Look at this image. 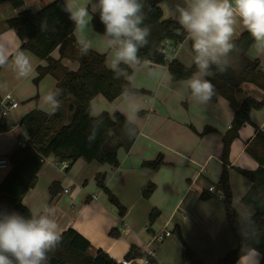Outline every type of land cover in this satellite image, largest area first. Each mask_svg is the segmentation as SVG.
<instances>
[{"label":"crops","instance_id":"1","mask_svg":"<svg viewBox=\"0 0 264 264\" xmlns=\"http://www.w3.org/2000/svg\"><path fill=\"white\" fill-rule=\"evenodd\" d=\"M53 1L55 0H25V9L36 13ZM84 1L87 0H80V3L83 4ZM159 1L164 18L168 19L162 0ZM16 14L17 10L9 4L0 5V46L8 51L9 56L19 50L20 46L15 31L6 25V21ZM89 19L91 21L92 17ZM85 31L95 41L93 51L106 55L107 65L109 57L101 34L93 30L91 23ZM245 31L238 25L236 38ZM76 36L75 31V38ZM188 42L190 41L185 40L179 45L169 43L168 49L165 50L167 59H176L189 67L193 54L190 47L186 49ZM252 46L248 56L250 59L259 60L264 71V55H257ZM24 52L30 56L34 67L29 78L17 79L10 66L0 68V84H7L6 90H0V99L11 96L12 93L14 96L11 97L19 103L7 116L0 114V120L4 119L8 126L7 130L0 132V159H9L8 156L20 147L21 142L26 141L22 120L33 109H41L42 93L32 86V79L37 75L38 67L47 63L29 51ZM52 57L60 58L58 49L52 53ZM62 63L70 70L79 67L78 62H74L75 66H72L74 63L67 59ZM150 70H155L161 75L150 76ZM165 74H170L167 65H151L149 62L134 74V79L130 82L131 87L141 91L140 101L143 104H138V118L133 120L139 129V135L129 151L120 149L119 166L111 167L98 162L86 163L79 159L67 171L61 162L52 156L48 157L38 173L36 185L25 194L23 203L30 210L43 204L55 208V219L62 234L71 228L87 238L92 245L89 253L91 256L102 250L120 263L131 247L137 246L152 255L151 264H191L183 258L186 245L191 251L192 258L188 261H192V264H217L223 255L234 249L237 244V239L227 222L224 202L219 201L216 194L208 190L211 186H214L216 191L219 190L218 184L224 166L223 139L230 130L234 111L223 97L210 99L206 103L195 102L184 90L183 81L174 82L172 77L169 79ZM45 80L46 78L40 81L41 87ZM23 81L24 85L21 87ZM52 87L50 88L49 83L48 89ZM100 96L94 98L91 105L94 102L103 105L100 98L104 97ZM244 96L262 100L264 91L247 83L237 93L238 101L242 102ZM131 98L133 97L124 98L121 95L115 99L113 102L116 104V111L124 114ZM23 101L26 106L22 108ZM68 103L63 124H68L71 120L70 102ZM144 112L147 114L144 115ZM252 120L259 126L250 122L241 128L228 157L229 168L240 167L253 171L258 167L254 158L246 153V147L258 130L264 131V107L251 111ZM158 158H161L162 164L157 169L144 165ZM9 169L2 173L0 171V183ZM98 174L106 175L105 185L125 207L124 215L111 203L105 190L98 186ZM54 182H58L60 187L59 193L53 197L49 187ZM149 184H153L155 189L145 198L143 191ZM250 186L248 179L243 181L241 195L235 199L238 211H244L237 201ZM248 208L250 211L245 213L250 217L254 210ZM153 210H158L160 216L151 224L149 216ZM204 223H207L206 229ZM201 228H204L206 235H203ZM166 229L176 232L178 241L173 238V233L164 242L154 240L156 234ZM210 237L215 239L214 242L220 237L225 238V241L217 246L215 253L207 256L209 251H206L205 247L208 240L211 241ZM247 258L260 264V254L255 251L245 256L238 264H242ZM144 260L136 258L129 261L130 264H143Z\"/></svg>","mask_w":264,"mask_h":264},{"label":"trees","instance_id":"2","mask_svg":"<svg viewBox=\"0 0 264 264\" xmlns=\"http://www.w3.org/2000/svg\"><path fill=\"white\" fill-rule=\"evenodd\" d=\"M147 13V24L151 29L148 37L149 44L140 50V56L151 65H167L174 82L184 81L195 71V66L187 67L176 59L169 61L163 43L179 45L188 40L185 35H178L179 25L171 18H164L159 0H143ZM1 4H9L17 10L16 16L6 21L9 29L14 30L19 40V50L29 51L42 61L45 66L37 69L36 84L48 74L56 76L54 88L63 89L60 96L59 110L49 116L40 108L30 111L22 120L26 131V146L19 147L8 159L9 171L0 183V210L16 211L22 215H29L30 209L23 203L25 194L32 189L38 180L45 160L54 157L59 162H69V167L79 159L86 163L98 162L111 167L119 166V151H129L139 135V129L132 122L125 128V115L119 111L112 114L102 112L96 139L88 142L93 118L89 116L91 101L101 95L109 101H114L125 89L137 94L140 90L131 87L123 77L115 79L113 72L106 65V55L90 51L81 56L75 38V26L68 19V15L61 10L63 0H55L40 11L34 13L25 9V0H0ZM47 22V28L42 30V21ZM92 28L99 34L104 32L98 15L91 20ZM234 43L237 50L231 53L232 66L227 72H216L207 77L214 85L215 92L211 97L226 99L234 111V118L230 130L224 136L223 170L219 185L224 191V210L230 230L237 239L234 249L226 253L217 264H238V261L251 252L260 254V264H264V132L258 130L254 138L246 147L249 154L258 163L256 170L238 169L249 181L250 188L243 197V203L254 210V214L243 222L233 205L232 193L228 183L229 152L232 142L239 136L240 129L250 123L252 110L264 107V99L259 100L246 96L242 102L237 99V93L244 84H253L264 91V71L259 60L250 59L248 51L253 45V39L245 31L238 36ZM191 47V41H190ZM59 50L60 58L54 59L52 53ZM192 50V49H191ZM64 59L78 62L76 70H70L62 63ZM215 71V69H214ZM132 74V69H128ZM70 102L72 113L68 124H63V105ZM8 129L4 119L0 120V132ZM207 132V131H205ZM133 134L130 138L129 134ZM162 164L161 158L147 162L144 165L157 169ZM106 175L98 174L96 182L108 194L113 205L121 215L126 212L125 207L111 193L105 185ZM60 184L54 182L49 187L51 196L59 193ZM154 185L145 187L143 194L148 198L154 192ZM160 212L153 210L149 216L151 224L159 218ZM245 233L246 238L241 235ZM184 243V241H183ZM185 245V243H184ZM91 242L74 229H68L62 234V240L57 249L49 253V264H119L109 254L98 250L91 256ZM143 258L153 262L151 255L143 249L132 246L125 259ZM183 258H192L191 251L185 245Z\"/></svg>","mask_w":264,"mask_h":264},{"label":"clouds","instance_id":"3","mask_svg":"<svg viewBox=\"0 0 264 264\" xmlns=\"http://www.w3.org/2000/svg\"><path fill=\"white\" fill-rule=\"evenodd\" d=\"M169 18L179 28L178 35L191 41L192 65L195 71L183 81V88L197 103H206L214 95L215 88L207 77L216 72L225 73L232 66L231 53L237 50L234 43L237 26H242L253 39V50L264 55V0H162ZM143 0H63L61 10L74 24L76 46L81 56L95 49L94 39L86 33L89 17L98 15L104 26L101 34L108 53V68L115 79L123 77L131 82L134 74L146 67L140 50L149 44L150 27L145 24L147 13ZM41 29L47 28L42 21ZM94 30V28H93ZM10 66L17 79L29 78L34 67L26 52L17 50L9 56L0 46V68ZM128 69H132L130 75ZM215 69V71H214ZM150 76L161 74L150 70ZM170 79L171 74H165ZM7 84H0L6 90ZM61 88H52L41 95V110L54 115L61 106ZM122 97H134L125 89ZM140 106L134 99L126 105L125 128L138 118ZM93 125L88 142L95 141L99 125L103 123L101 112L92 105L88 109ZM133 134H129L131 138ZM56 210L43 204L25 216L16 211L0 210V264H49V253L54 252L62 240L60 225L55 219ZM241 235L246 238L245 233ZM250 251H255L250 250Z\"/></svg>","mask_w":264,"mask_h":264},{"label":"rangeland","instance_id":"4","mask_svg":"<svg viewBox=\"0 0 264 264\" xmlns=\"http://www.w3.org/2000/svg\"><path fill=\"white\" fill-rule=\"evenodd\" d=\"M169 2H171V0H169ZM83 4H87V1H84L83 2ZM97 35V34H96ZM15 39L17 40V38H16V36H15ZM189 47H190V42H188L187 43V45H186V49L188 48L189 49ZM190 50H191V47H190ZM191 52H192V50H191ZM56 53V55H57V52H55ZM192 54H193V52H192ZM72 63H74V62H72ZM72 66H75V63L74 64H72ZM73 68V67H72ZM37 76V75H36ZM36 76H35V78H36ZM35 78H33L32 79V86H34L35 88H38L40 91H41V93L43 94V93H45V92H47L49 89V83H50V88L52 87V88H54L55 87V85H56V82H57V79H56V76H54V75H51V74H49L48 76H46V77H43V79L44 78H46V80H45V82L42 84V87H41V84H36V82H35ZM42 79V80H43ZM41 80V81H42ZM26 82H28V81H26ZM41 83V82H40ZM130 83V82H129ZM52 84V85H51ZM54 84V85H53ZM131 84V83H130ZM23 85H24V81L22 82V84H21V87H23ZM39 85V86H38ZM38 86V87H37ZM37 89V90H38ZM140 94L142 95V93H137V94H134V97L133 98H131V99H134L136 102H137V104H139L140 106H143V104L141 103V101H140ZM146 94V93H145ZM148 95V94H147ZM11 96L13 97L14 96V94H12L11 93ZM18 96V95H17ZM100 97H102V96H100ZM19 98V97H18ZM96 98V97H95ZM244 98H245V96L243 97V100H244ZM20 99V98H19ZM100 99H102V101H103V103L104 104H106V106H104V104L103 105H101V104H98V102H96V104H95V102H94V104H92L95 108H96V110L97 111H99V112H108V113H110V114H112L113 112H115L116 110H117V108H116V104L113 102V101H109V100H107V99H105V98H100ZM259 99V98H258ZM260 100V99H259ZM94 101H96V100H94ZM92 102V101H91ZM67 104L69 105V103L68 102H66V104H64L63 105V114L65 115V112L67 113V111H66V106H67ZM24 106H26V103H24V101H23V104H22V108L24 107ZM105 108V109H104ZM261 110V109H260ZM145 114H147L146 112H144V115ZM66 116H67V114H66ZM250 120H251V113H250ZM250 122H252V123H254L253 122V120L252 121H250ZM256 126L258 125L259 126V124L258 123H254ZM231 126H232V124H231ZM231 128V127H230ZM241 130V129H240ZM264 132V131H263ZM234 142V141H233ZM233 142H232V144H231V147H230V152H229V156H230V153H231V148H232V146H233ZM13 154V153H12ZM11 154V155H12ZM11 155H9L8 156V158H10V156ZM246 157V156H245ZM247 157H248V155H247ZM230 162V161H229ZM238 169H244V168H240V167H235V168H228V183H229V186H230V189H231V193H232V201H233V205H234V207H235V209H236V211H237V213H238V215H239V219H240V221H244L248 216H249V214H247V213H245L246 211H250V209L248 208V207H246L245 205H244V203H243V197H244V195L246 194V192L248 191V189H247V191H245V194L244 195H242L241 197H240V199L237 201V204L239 205V207H241L242 209H244V211H240V209H239V211H238V209L236 208V206H235V199L237 200V198L241 195V191L243 190V181H247V179L245 178V176L238 170ZM244 170H247V169H244ZM1 171V173L2 172H4V171H6V169H2V170H0ZM251 171V170H250ZM0 173V174H1ZM218 186H219V190L217 191L218 193H220V192H222V193H224V191L221 189V187H220V185L218 184ZM152 194V193H151ZM150 194V195H151ZM216 198H217V196H216ZM218 199V198H217ZM219 201H221V202H224L223 200H220V199H218ZM223 206H224V204H223ZM207 223H204V226L206 225ZM209 227V226H208ZM226 227H227V224H226ZM205 229H206V226H205ZM228 229V228H227ZM172 233H173V238L174 239H176L177 241H178V235H177V233L175 232H173L171 229H169ZM201 232L203 233V235H206V233H205V230H204V228H201ZM213 234V233H212ZM212 236V235H211ZM207 238L209 239V237L207 236ZM211 238V241H209L208 239V245H207V247H205V249H206V251H209V253H206V255L208 256V255H212L213 254V252L215 253V251H216V248H217V246L220 244V243H223L224 241H225V238H223V237H220L216 242H214V240L215 239H212V237H210ZM237 245V244H236ZM236 247V246H235ZM234 247V248H235ZM226 255V254H225ZM225 255H223V257L225 256ZM244 258V257H243ZM243 258H241V260H239L240 262L242 261V259ZM238 261V263H240ZM254 261V262H253ZM188 263H191L192 264V261L191 262H189V261H187ZM251 262V263H250ZM204 263V262H203ZM257 264V261L256 260H252L251 258H247L246 260H243V262H242V264Z\"/></svg>","mask_w":264,"mask_h":264},{"label":"built area","instance_id":"5","mask_svg":"<svg viewBox=\"0 0 264 264\" xmlns=\"http://www.w3.org/2000/svg\"><path fill=\"white\" fill-rule=\"evenodd\" d=\"M168 47H169V43L166 42V43L162 44V50L163 51L168 49ZM18 105H19V103L17 101H15L11 96L7 95V96L3 97L2 99H0V114L5 117L11 112L12 109L17 108ZM20 146L25 147L26 141H22ZM61 165L63 166L64 169H67L69 167V162H67V161L61 162ZM9 166L10 165H9L8 159H6V158L0 159V170L8 169ZM208 190L211 193H215L218 199L223 200V201L225 200V194L222 192L218 193L214 186L209 187ZM93 197H94V199H97L96 196H93ZM170 236H172V232L170 230L166 229L163 232L156 234L154 236V240L157 242H164ZM119 264H130V261L127 259H124ZM143 264H151V263L149 260L145 259Z\"/></svg>","mask_w":264,"mask_h":264}]
</instances>
